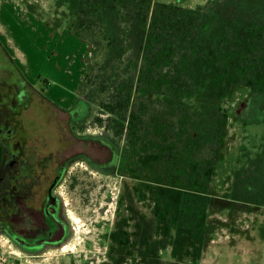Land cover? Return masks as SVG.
<instances>
[{"label": "rangeland", "instance_id": "rangeland-1", "mask_svg": "<svg viewBox=\"0 0 264 264\" xmlns=\"http://www.w3.org/2000/svg\"><path fill=\"white\" fill-rule=\"evenodd\" d=\"M16 1L33 9L30 13L51 27L55 38L56 33L62 34L54 56L49 54L48 60L39 62L27 60L30 73L38 72L39 81L35 85L28 81L31 86H26L32 89L28 106L13 118L17 140L41 169L51 166L58 154L66 168L55 189L53 212L59 228L40 234L34 231L37 218L32 212L14 214L13 231L0 228V264H264V92L255 94L242 81L251 74L264 87V73L247 56L249 48L264 40V0H156L203 7L213 13V21L200 36L197 51L174 72H163L162 80L159 72L144 78L142 95L152 112L142 150L174 148L177 159L152 164L142 170L141 178L125 172L123 143L112 146L106 130L94 124L98 108L85 100L75 105L77 82L68 79L76 74L78 81L84 67L79 68L77 62L84 61L80 62L81 48L67 36L68 22L84 2ZM91 2L99 4L113 37L108 66L138 62L148 28L141 26L137 42L125 40V48L113 0ZM233 20L241 24L238 39L221 47L218 40ZM38 36L45 42L51 40L44 30ZM77 38L79 44L84 41ZM87 44L93 52L94 47ZM124 48L126 53L120 57ZM214 55L227 61L228 75H220ZM1 58L0 95L13 103L16 84L24 79L3 51ZM41 80L69 92L71 101L64 104L49 98V85ZM8 115L4 110V116ZM184 117L188 118L186 131L176 135ZM215 141L220 154L209 187H193L188 183L190 169L209 158L208 144ZM90 156L99 162L112 158V162L99 166ZM35 181L33 186L38 188ZM155 192L168 212L174 210L176 225H193L206 211V223L197 230L203 242L198 260L173 257L175 229L168 248H160L154 235ZM4 210L0 204V214L6 216ZM119 238H127V247H117Z\"/></svg>", "mask_w": 264, "mask_h": 264}, {"label": "trees", "instance_id": "trees-1", "mask_svg": "<svg viewBox=\"0 0 264 264\" xmlns=\"http://www.w3.org/2000/svg\"><path fill=\"white\" fill-rule=\"evenodd\" d=\"M61 1L69 3L72 0ZM81 1L84 3L70 17L68 29L89 42L94 47V51L84 79L78 88L75 105L85 100L98 108L93 119L94 124L106 130L112 146H121L123 143L125 172L132 178H141L142 170L152 164L177 159L174 148L168 150L143 148L142 150L148 137L152 112L147 97L142 95L144 78L159 72V80H162L163 72H174L185 57L196 52L200 36L213 21V13L203 7L190 8L156 0H113V10L121 29L120 38L124 41L131 38L135 43L137 31L141 26H146L148 31L141 59L138 62H129L123 67L115 65L111 68L108 66V56L114 42L110 28L100 12L98 3L91 0ZM240 26L241 24L236 20L231 21L220 36L218 45L222 47L228 42L236 41ZM256 30V27L253 28V31ZM262 32L264 35V29ZM124 44L127 48L126 41ZM0 46L17 74L29 83L1 42ZM125 48L119 53L120 57L126 53ZM247 56L249 63L252 66L258 65L264 73V40L254 48H249ZM119 61H122V58ZM213 62L218 67L220 75L226 76L230 73V66L225 59L214 55ZM247 77L242 80L247 87H250L255 94L264 92V87L257 83L254 75L248 74ZM41 81L49 85L48 80ZM224 117L227 118V115ZM187 124L188 118L184 117L176 135L184 133ZM79 128L84 129L85 126ZM208 153L209 158L204 163L194 164L188 175V183L203 190L209 187L219 159L220 150L217 141L208 144ZM140 195L145 197L144 192ZM152 200L155 218L154 235L159 238L160 248H168L175 229L177 232L172 249L173 257L198 260L203 250V242L198 239L197 230L206 223V211L193 225H176L174 210L167 211L160 195L155 192ZM116 243L117 247L128 245L127 238H119Z\"/></svg>", "mask_w": 264, "mask_h": 264}, {"label": "flooded vegetation", "instance_id": "flooded-vegetation-1", "mask_svg": "<svg viewBox=\"0 0 264 264\" xmlns=\"http://www.w3.org/2000/svg\"><path fill=\"white\" fill-rule=\"evenodd\" d=\"M2 51L7 56L1 47L0 63ZM26 85L31 86L26 81L17 82L13 103L9 102L7 95L3 93L0 95V204L6 212V216L0 214V228L13 231L11 217L19 212L26 215L32 212L31 215L37 218L36 224L33 225L34 231L44 234L47 230L54 231L59 228L60 222L53 212V208L57 206L58 196L55 189L66 168V162L63 163L58 154L53 157L51 166L41 169L39 167L41 164L31 161L30 154L21 148L22 141L17 140L18 130L14 126L13 118L20 116L22 108L28 106L29 92L32 89ZM4 110L9 111L8 116H4ZM16 120L20 122V119ZM111 159L99 162L90 156V160L99 166L110 164ZM36 179L40 184L38 188L33 186V183L37 182ZM40 234L38 237H43Z\"/></svg>", "mask_w": 264, "mask_h": 264}, {"label": "crops", "instance_id": "crops-1", "mask_svg": "<svg viewBox=\"0 0 264 264\" xmlns=\"http://www.w3.org/2000/svg\"><path fill=\"white\" fill-rule=\"evenodd\" d=\"M29 10L32 11L33 9H26L16 0H0V42L26 79L35 85L39 81L38 72L33 75L30 73L27 60L36 59V62H39L48 60L49 54L54 56L56 53L53 50L57 49V42L62 41V34L56 33L57 38H55V35L52 34L53 29L41 22L38 17L32 15ZM41 30H44L45 35L49 34L51 36L52 34L49 42H45L44 37L38 36ZM67 36L70 40H73L77 48H81L80 62L84 61L81 64L77 62L79 68L82 67L83 69L84 67L82 76L78 81H76V74L71 75L72 78L68 79L70 83L77 82L74 91L76 92L84 78L86 66L92 58L93 52L90 51L87 42L82 41L79 44L78 41L81 40L77 36H73L70 31ZM47 94L49 98L56 99L64 104L71 101L67 97L69 92L67 93L62 88L58 90L53 84H49L47 87ZM72 96L76 100V96L73 93ZM59 98L63 100L61 101Z\"/></svg>", "mask_w": 264, "mask_h": 264}]
</instances>
